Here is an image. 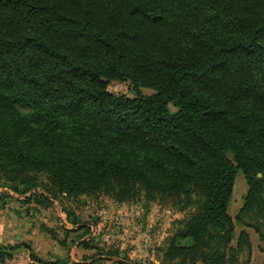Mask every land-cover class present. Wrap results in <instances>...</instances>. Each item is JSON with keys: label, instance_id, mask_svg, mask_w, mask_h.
Masks as SVG:
<instances>
[{"label": "trees", "instance_id": "trees-1", "mask_svg": "<svg viewBox=\"0 0 264 264\" xmlns=\"http://www.w3.org/2000/svg\"><path fill=\"white\" fill-rule=\"evenodd\" d=\"M111 79L134 96L108 91ZM238 169L239 213L264 219V0H0V179L12 190L41 188L38 203L195 192L165 258L238 264ZM12 255L1 248L0 263Z\"/></svg>", "mask_w": 264, "mask_h": 264}, {"label": "rangeland", "instance_id": "rangeland-1", "mask_svg": "<svg viewBox=\"0 0 264 264\" xmlns=\"http://www.w3.org/2000/svg\"><path fill=\"white\" fill-rule=\"evenodd\" d=\"M107 89L116 95L134 96L127 80L111 79ZM140 92L147 95L153 90L141 87ZM22 110L31 113L28 108ZM228 156L233 159L231 152ZM36 180L50 186L44 173H37ZM8 184L0 179V249L13 254L4 264H115L117 259L124 264H173L176 259L165 258L169 241L199 205L195 192L189 198L183 193L148 197L144 190L122 200L106 190L77 196L56 193L50 195L51 203H38L31 194L42 192L41 188L20 194ZM246 191L245 177L238 169L227 208L233 221L229 244L235 246L240 232H245L248 245L243 243L238 250V264H263L264 219L252 211L239 213ZM175 238L179 244H189L188 239ZM83 239L89 247L80 245Z\"/></svg>", "mask_w": 264, "mask_h": 264}, {"label": "crops", "instance_id": "crops-1", "mask_svg": "<svg viewBox=\"0 0 264 264\" xmlns=\"http://www.w3.org/2000/svg\"><path fill=\"white\" fill-rule=\"evenodd\" d=\"M0 264H4V263H0Z\"/></svg>", "mask_w": 264, "mask_h": 264}]
</instances>
